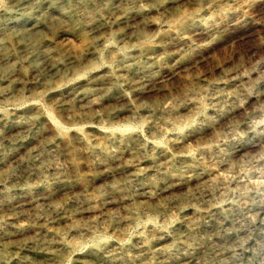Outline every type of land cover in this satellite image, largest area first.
<instances>
[{
  "label": "rangeland",
  "instance_id": "obj_1",
  "mask_svg": "<svg viewBox=\"0 0 264 264\" xmlns=\"http://www.w3.org/2000/svg\"><path fill=\"white\" fill-rule=\"evenodd\" d=\"M9 2L0 264H264V0Z\"/></svg>",
  "mask_w": 264,
  "mask_h": 264
},
{
  "label": "bare ground",
  "instance_id": "obj_2",
  "mask_svg": "<svg viewBox=\"0 0 264 264\" xmlns=\"http://www.w3.org/2000/svg\"><path fill=\"white\" fill-rule=\"evenodd\" d=\"M29 0H10V6L7 7L11 10L8 13L6 10H2V15H9V21L7 24L13 27L15 30L20 31L22 35L32 36L37 30L44 25L46 20L52 18L67 17L69 12L67 10H61L59 6H62V2L65 0H41V6H26ZM87 0H76L78 6H85ZM44 9L43 12L37 14V10ZM91 25L98 24L97 19H90Z\"/></svg>",
  "mask_w": 264,
  "mask_h": 264
}]
</instances>
